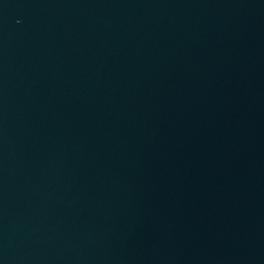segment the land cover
Returning a JSON list of instances; mask_svg holds the SVG:
<instances>
[{
	"label": "water",
	"instance_id": "1",
	"mask_svg": "<svg viewBox=\"0 0 264 264\" xmlns=\"http://www.w3.org/2000/svg\"><path fill=\"white\" fill-rule=\"evenodd\" d=\"M264 118V0H0V264H151Z\"/></svg>",
	"mask_w": 264,
	"mask_h": 264
}]
</instances>
